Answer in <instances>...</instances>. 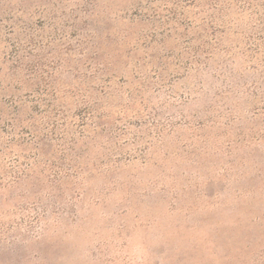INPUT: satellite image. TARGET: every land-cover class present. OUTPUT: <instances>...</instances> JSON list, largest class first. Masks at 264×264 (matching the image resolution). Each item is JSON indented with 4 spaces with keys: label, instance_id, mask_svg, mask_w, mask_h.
Returning <instances> with one entry per match:
<instances>
[{
    "label": "rangeland",
    "instance_id": "1",
    "mask_svg": "<svg viewBox=\"0 0 264 264\" xmlns=\"http://www.w3.org/2000/svg\"><path fill=\"white\" fill-rule=\"evenodd\" d=\"M0 264H264V0H0Z\"/></svg>",
    "mask_w": 264,
    "mask_h": 264
}]
</instances>
